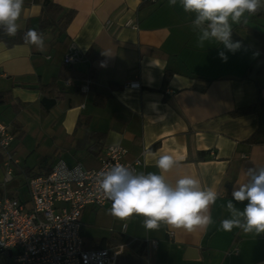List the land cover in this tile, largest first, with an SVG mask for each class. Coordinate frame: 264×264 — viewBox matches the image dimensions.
I'll return each mask as SVG.
<instances>
[{
    "label": "crops",
    "instance_id": "obj_1",
    "mask_svg": "<svg viewBox=\"0 0 264 264\" xmlns=\"http://www.w3.org/2000/svg\"><path fill=\"white\" fill-rule=\"evenodd\" d=\"M42 1L24 0L17 24L40 33L45 51L24 40H0V122L12 134L13 156L4 182L0 149V196L26 200L18 196L19 183L26 186L29 176L46 173L59 159L96 168L111 144L127 149L126 160L142 156L136 173L160 174L156 160L171 155L177 164L164 173L168 182L191 176L217 192L209 209L214 223L194 232L164 224L148 230L142 216L110 215L108 200L81 209L83 247L126 243L114 264H264V233L220 225L231 218L229 200L241 211L247 203L232 197L245 171L264 167L261 112L231 114L264 98V66L250 76L264 58V10L232 24V40L242 44L233 54L216 41L197 46L195 13H186L180 0L174 6L169 0H49L73 16L64 26L39 29ZM71 50L80 59L66 64ZM87 78L83 93L79 86ZM256 131L257 141L245 142ZM8 251L2 257L10 264Z\"/></svg>",
    "mask_w": 264,
    "mask_h": 264
},
{
    "label": "clouds",
    "instance_id": "obj_2",
    "mask_svg": "<svg viewBox=\"0 0 264 264\" xmlns=\"http://www.w3.org/2000/svg\"><path fill=\"white\" fill-rule=\"evenodd\" d=\"M176 4L177 0H169L170 6ZM180 4L186 13H195L192 28L197 34L198 47L216 41L233 54L242 44L232 40V24L247 23L249 16L264 10V0H180ZM23 6L24 0H0V28L6 35H16ZM24 42L35 45L41 52L46 50L43 36L35 29L24 34ZM218 55L227 61L225 51ZM176 164L171 155H161L156 160L160 174L135 173L122 164L99 171L98 189L112 202L110 215L122 220L133 215L142 216L148 230H158L161 224L187 232L206 230L214 223L209 209L217 201L218 194L211 188H202L191 176L179 178L175 184L168 182L164 173ZM245 175V182L234 187L232 197L236 202L247 203L241 211L229 200L226 207L231 218L222 220L220 225L224 231L239 228L259 235L264 233V167L249 168Z\"/></svg>",
    "mask_w": 264,
    "mask_h": 264
},
{
    "label": "built area",
    "instance_id": "obj_3",
    "mask_svg": "<svg viewBox=\"0 0 264 264\" xmlns=\"http://www.w3.org/2000/svg\"><path fill=\"white\" fill-rule=\"evenodd\" d=\"M79 59V51L71 50L64 55L63 62L72 64ZM89 82L90 79H85L79 90L86 92ZM128 86L137 87L138 83L131 82ZM11 140L7 125L0 122L4 182L11 178ZM126 152L122 145H107L96 168H85L80 163L68 166L59 159L46 173L27 178L26 200L0 196V251L11 250L15 264H114L126 243L84 248L79 235L80 213L86 205L102 206L108 201L98 189L99 171L122 164L136 173V167L144 164L142 156L124 159ZM143 153L144 150L141 155ZM124 228L122 224V230Z\"/></svg>",
    "mask_w": 264,
    "mask_h": 264
},
{
    "label": "trees",
    "instance_id": "obj_4",
    "mask_svg": "<svg viewBox=\"0 0 264 264\" xmlns=\"http://www.w3.org/2000/svg\"><path fill=\"white\" fill-rule=\"evenodd\" d=\"M42 13L39 19V29L48 27L50 25L59 24L64 26L69 22V20L73 16V10H64L58 4L53 3L49 0H43L41 3ZM26 31L18 30L15 36H8L5 34L2 28H0V40L3 41L7 45H12L14 43L22 42L24 40V34ZM261 36L262 42H264V33L259 34ZM262 53H264V44L261 47ZM251 69V67H249ZM257 110L261 112L264 110V98L258 97L257 101L251 105H247L241 107L239 109H235L231 111L232 115H239L251 111ZM257 131L250 135L245 142L254 143L256 142ZM204 152H199V155H202Z\"/></svg>",
    "mask_w": 264,
    "mask_h": 264
},
{
    "label": "water",
    "instance_id": "obj_5",
    "mask_svg": "<svg viewBox=\"0 0 264 264\" xmlns=\"http://www.w3.org/2000/svg\"><path fill=\"white\" fill-rule=\"evenodd\" d=\"M262 66H264V58L259 59V60L253 65L252 70H251V75H250V76L253 78L254 75H255V73H256V71H257L259 68H261ZM260 121H261L262 124H264V110H262L261 113H260ZM186 250H187V252H191V253H192V249H191V248L188 247ZM2 253H3V252L0 251V264L3 263V258L1 257ZM11 254H12V253H11V250H9V251H8V255H9L8 257H10ZM7 263H8V260H7Z\"/></svg>",
    "mask_w": 264,
    "mask_h": 264
},
{
    "label": "rangeland",
    "instance_id": "obj_6",
    "mask_svg": "<svg viewBox=\"0 0 264 264\" xmlns=\"http://www.w3.org/2000/svg\"><path fill=\"white\" fill-rule=\"evenodd\" d=\"M19 189H18V196L21 198V199H25L27 197V188L25 186V184L23 182H20L19 183ZM17 194V193H16ZM10 264H15L12 259H11V262Z\"/></svg>",
    "mask_w": 264,
    "mask_h": 264
},
{
    "label": "flooded vegetation",
    "instance_id": "obj_7",
    "mask_svg": "<svg viewBox=\"0 0 264 264\" xmlns=\"http://www.w3.org/2000/svg\"><path fill=\"white\" fill-rule=\"evenodd\" d=\"M1 257H2V255H1ZM2 258H3V257H2ZM2 264H8V263H7V262H5V261H4V259H3V263H2Z\"/></svg>",
    "mask_w": 264,
    "mask_h": 264
}]
</instances>
